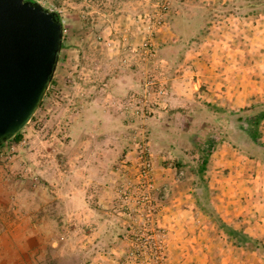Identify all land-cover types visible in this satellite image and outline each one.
Returning <instances> with one entry per match:
<instances>
[{
  "label": "rangeland",
  "instance_id": "374dc122",
  "mask_svg": "<svg viewBox=\"0 0 264 264\" xmlns=\"http://www.w3.org/2000/svg\"><path fill=\"white\" fill-rule=\"evenodd\" d=\"M33 1L63 44L40 107L0 147V228L20 225L0 254L108 264L148 197L187 264L193 241L199 264H264V117L246 131L264 113V0ZM240 194L253 202L230 214Z\"/></svg>",
  "mask_w": 264,
  "mask_h": 264
},
{
  "label": "water",
  "instance_id": "95a60500",
  "mask_svg": "<svg viewBox=\"0 0 264 264\" xmlns=\"http://www.w3.org/2000/svg\"><path fill=\"white\" fill-rule=\"evenodd\" d=\"M64 26L33 0H0V146L31 121L55 74Z\"/></svg>",
  "mask_w": 264,
  "mask_h": 264
},
{
  "label": "built area",
  "instance_id": "2783aa9c",
  "mask_svg": "<svg viewBox=\"0 0 264 264\" xmlns=\"http://www.w3.org/2000/svg\"><path fill=\"white\" fill-rule=\"evenodd\" d=\"M141 199L145 203L140 205V210L125 212L127 242L119 251L109 253L108 264H187L184 244L174 241L177 221H165L168 213L157 208L159 203L148 197Z\"/></svg>",
  "mask_w": 264,
  "mask_h": 264
},
{
  "label": "crops",
  "instance_id": "0c3cea01",
  "mask_svg": "<svg viewBox=\"0 0 264 264\" xmlns=\"http://www.w3.org/2000/svg\"><path fill=\"white\" fill-rule=\"evenodd\" d=\"M225 159V158H224ZM228 160V159H227ZM226 161V159L224 160ZM228 166L229 164L232 165V160L229 161L228 160ZM225 163V162H224ZM258 165V164H257ZM232 169L230 172H233V171H243L245 173V166H239L236 165V166H231ZM243 173V174H244ZM255 174V177L252 181H258V178H259V175H258V172L255 171L253 172V175ZM260 181H258L259 183ZM236 183V182H233V184ZM231 184V187L232 185ZM237 187H239V185L237 184ZM250 194H240L239 196L238 195H235V196H229V197H224V200L227 201V207H231L232 209L230 211H228L230 214H232L234 212V210L236 209H239V211H247L248 212V206L252 204L253 202V197H249ZM226 198V199H225ZM225 204V202L223 203ZM183 212V211H181ZM187 212V211H185ZM187 213H190V212H187ZM192 213V216H191V221H193L191 223L192 226H194L196 229H197V226L199 225V221H200V212L198 211V207L191 211ZM241 214H244L243 212ZM245 215H248V214H245ZM250 215V214H249ZM245 220V219H244ZM257 225H259V227H261L262 225L260 223H256L255 226L257 227ZM20 225H16L14 226L13 229H2L0 228V250H1V245L3 243H6L7 245L9 243H16L17 245L19 244L18 242V235L17 233L20 232V228H19ZM194 240V238H193ZM196 240V239H195ZM197 242L193 241L192 243V248L197 252V254L195 253V260H196V264H199L200 263V256H199V249H200V246L197 244ZM4 250V256H2L0 254V258L2 257V261H0V264H35V260L32 257L33 261L31 260V257L30 255L28 254L27 255V251L24 252V250H20L19 247L15 246V250L9 254L4 248H2ZM32 255V254H31ZM29 256V257H28Z\"/></svg>",
  "mask_w": 264,
  "mask_h": 264
},
{
  "label": "trees",
  "instance_id": "16d2710c",
  "mask_svg": "<svg viewBox=\"0 0 264 264\" xmlns=\"http://www.w3.org/2000/svg\"><path fill=\"white\" fill-rule=\"evenodd\" d=\"M58 18L60 19V17L58 16ZM264 117V113L260 114L259 116H255L254 119H249L248 122V128L246 129V131L250 134L253 135L255 137V139H257V136L259 135V131H258V126L262 120V118ZM21 135V132L18 133L13 139H17L19 138ZM4 145V144H3ZM1 145V146H3ZM0 146V147H1ZM207 163V160L206 162ZM231 233H236L235 231L231 232Z\"/></svg>",
  "mask_w": 264,
  "mask_h": 264
}]
</instances>
